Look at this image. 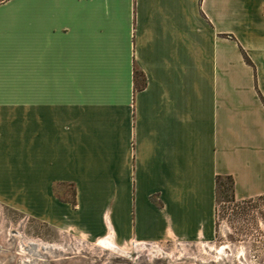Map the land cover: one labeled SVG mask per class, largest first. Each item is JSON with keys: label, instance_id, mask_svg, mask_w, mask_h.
<instances>
[{"label": "crops", "instance_id": "crops-1", "mask_svg": "<svg viewBox=\"0 0 264 264\" xmlns=\"http://www.w3.org/2000/svg\"><path fill=\"white\" fill-rule=\"evenodd\" d=\"M217 175L264 194V0H0V202L117 247L209 240Z\"/></svg>", "mask_w": 264, "mask_h": 264}, {"label": "rangeland", "instance_id": "rangeland-1", "mask_svg": "<svg viewBox=\"0 0 264 264\" xmlns=\"http://www.w3.org/2000/svg\"><path fill=\"white\" fill-rule=\"evenodd\" d=\"M216 192L209 240L131 242L117 247L59 230L0 202V264H264V194L236 200L230 181ZM72 196V191L66 193Z\"/></svg>", "mask_w": 264, "mask_h": 264}, {"label": "trees", "instance_id": "trees-1", "mask_svg": "<svg viewBox=\"0 0 264 264\" xmlns=\"http://www.w3.org/2000/svg\"><path fill=\"white\" fill-rule=\"evenodd\" d=\"M221 177H226L230 181V188L232 191V189H233V178H232V176L231 175H217L216 176V192H217V188H218L219 184L221 183V181H220ZM232 196H233V193H232Z\"/></svg>", "mask_w": 264, "mask_h": 264}]
</instances>
